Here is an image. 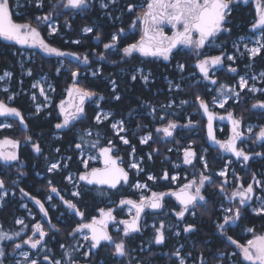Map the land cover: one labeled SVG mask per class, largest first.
Returning <instances> with one entry per match:
<instances>
[{
	"label": "snow or ice",
	"instance_id": "1",
	"mask_svg": "<svg viewBox=\"0 0 264 264\" xmlns=\"http://www.w3.org/2000/svg\"><path fill=\"white\" fill-rule=\"evenodd\" d=\"M30 3L31 0H26ZM117 0H100V7L102 9H108L110 5H114ZM236 0H149L147 3V8L141 16H138L136 20L133 21L132 27H136V21H139L142 27V36L141 39L135 43H130L123 47L122 49L118 47L120 43L121 34L124 33L125 29L120 28L118 32H115L110 37V42L105 43L104 49L111 50L116 49L117 54L122 53V59L127 62V58L133 57L134 53H139L144 57H162L164 60H169L174 48L178 45H183L189 48L194 49L195 55L197 56V62L195 68L198 69V72L201 78L205 81H209L211 84L216 85L218 81L214 78L215 70L223 66V61L227 59L228 61L235 63L236 57L234 55H227L223 49H221L220 55H203L201 49H204L206 46H218L215 44L217 38L222 33H230L231 28L228 26L230 23V16L233 11V5ZM245 3L248 0H244ZM59 4V0H58ZM20 0H16L15 7H21ZM44 6V0H35V7L37 9ZM57 5H53L56 7ZM65 9H73L84 11L87 10L90 5V0H63V3L60 5ZM134 5L128 4V12L134 10ZM255 10H256V19L255 22L251 25L253 30H259L260 36L255 40L254 47H248L247 43H244V48L249 56V58H255L262 51H264V0H255ZM110 15V13H108ZM53 12H49L43 16H36L35 20L39 22H47L48 27L50 28V35L58 33V28L52 23ZM13 3L12 0H0V38L5 41L13 42L18 45H26L29 48H39L48 55H55L58 57H63L66 55H72L77 60H83V63L89 64V57L84 55L83 57L75 53H65L60 49L53 47L41 36L40 31L37 27H34L31 22L18 23L13 18ZM118 19V17H117ZM164 24L171 25L174 29L173 35L171 37L164 34L163 28L161 27ZM82 31L87 33H92V27L85 26ZM97 40H100L101 37L99 34L95 37ZM244 41V38L241 37L240 41L234 43V48L239 51V44ZM75 44H79V40L72 41ZM100 59H105L103 53L98 54ZM203 56V58H200ZM181 71L184 70L185 65H178ZM59 71V69H57ZM228 71L232 73L237 72V68L233 67L231 64L228 65ZM135 73L131 75V80L136 81L138 78L141 79L145 84L149 82L151 73L147 75L143 74V69H136ZM100 74V70L92 72L93 76ZM10 72H4L3 76H0V80H4L5 77H11ZM28 75H31L29 70ZM72 77L75 78L79 76L78 71H73L71 73ZM260 77L264 78V72L260 73ZM251 79L255 81L256 76H252ZM112 85V98L119 101L121 96L117 91V82L115 80L110 81ZM33 88H39L40 94L45 95L44 86L37 81L32 85ZM51 87V85H49ZM175 87V89L180 90L181 86L179 84L172 85L170 82V90ZM238 89V90H237ZM252 92L253 94L257 92H264V89L257 88L255 84H249L248 78L240 76L237 86L229 87L227 85H219L216 89L218 96H214L212 103L220 108H224L230 99L234 97L239 99L242 92L245 90ZM5 92L8 91L7 88L4 89ZM68 96L70 97L67 105L64 101H61L59 106L60 113L63 116V121L55 125L56 129H65L69 128L70 125H73L74 122L85 118V101L91 100L93 97H97V100H104L105 97L101 94H98L94 91L89 90L83 86H79L78 83H74L71 88L68 90ZM14 97L9 96L8 99H13ZM35 99V96L32 97ZM47 99V97H46ZM195 100L198 102V106L203 110V113L207 116V133L208 138L219 145V147L225 151L234 155L237 159H242L244 162L249 161L252 158V154L246 152L244 148L238 146V142L243 143L245 139V132L241 130L242 128V118L235 117L233 112H227L226 116H220L219 119H227L231 123V136L226 141H220L216 139L213 130V121L217 118L215 112L210 110L209 103L202 98L200 95L195 97ZM187 101H181V104H186ZM100 105L97 103V108ZM165 107V106H162ZM166 107H172V102H170ZM253 109L264 110V101H257L252 104ZM40 111V107L37 106L36 112ZM155 113V108L152 109ZM129 117H133V112L128 113ZM0 116L3 117H18L20 124L25 123L24 116L21 111L16 107H11L6 104L3 100H0ZM112 117L111 112H104L102 109L95 115V121L103 123L106 120H110ZM162 120L164 116L160 117ZM125 120L121 119L119 121L111 123V128L115 131L116 135L119 136L120 140L125 145H130L129 139L121 133L127 131L125 127ZM192 125V121L189 120L187 125L188 127ZM12 124H0V128H11ZM139 127V125H137ZM180 127L177 122L173 120H168L167 124L163 127H157L155 131L157 133H163L164 137H172L173 132ZM248 134H253V127L249 126L246 129ZM88 136H91V131L87 132ZM153 139L152 133L148 132L143 137L140 138L141 144H147L150 140ZM25 140L32 142V138L25 137ZM81 142L75 144V148L80 150L82 153L85 148L90 149H99V157L103 159V168H91L88 170V160L82 159V163L86 169L85 172L79 175V180L86 182L88 185H107L110 189H116L118 185L123 183H128L129 173L128 171L121 167L118 163L119 157H114L112 155L115 146L113 142L109 140L106 146L100 145L99 133L96 134V139L94 141H86L83 136L80 137ZM264 141V125L259 126L258 131L254 133V141ZM19 146V141L8 139L7 137L4 140H0V160L4 162L19 161V156L14 151ZM5 147L13 149V151H4ZM33 150L40 154L42 148L38 142L32 143ZM172 149H169L171 151ZM59 152V149H56ZM135 147L132 146V154H135ZM154 151H158L154 149ZM256 156L264 155V153H254ZM97 157H89V159H96ZM148 158L151 159L152 155L149 153ZM69 159H71L69 157ZM197 159V154L191 147L184 149L183 151V163L190 165L193 164V161ZM200 160H204V157H199ZM230 163V162H229ZM178 166V165H177ZM62 167L66 168L67 165H62L58 162H52L48 167V172H58ZM204 167L207 168V161L204 160ZM129 168L136 169L137 172L143 171L140 167V162L133 161L129 164ZM24 173H21L23 175ZM219 176L225 177L224 184L227 183V172L226 170H221L218 173ZM164 179H169L167 171L163 174ZM67 180L72 182V176L69 175L66 177ZM149 180H155L156 177L149 175ZM172 181L178 179L177 176H171ZM255 180V177H253ZM206 182H211V177L200 174L199 179H193L188 183L182 185L178 191L172 192H156L153 191L150 196L142 195L139 201L132 199H121L120 205H129L131 212L132 209L135 210L134 215L130 220H120L119 224L123 225L122 238L119 242L115 241L113 236L108 231L109 222L114 221L115 217L113 215V209L109 208L107 210L100 209V217H93L90 222L79 223L73 232L70 235L75 236L76 234H82L85 241H89V252L84 253L87 257L91 249H97L101 247L102 242L111 244L114 246L113 255L119 257H125L129 255V250L126 246L124 238H131L133 234L139 233L143 230L141 225V215L145 213V209L160 210L164 208V198L165 196H173L176 201L179 203V210H175L174 214L178 222L186 221L187 216L196 215V209L199 208L202 204L207 203L203 189L205 188ZM256 185L264 188V184L260 181H256ZM51 193H56L59 195V190L57 187L52 186L51 181H49ZM4 179H0V190L5 189ZM137 189L147 188V185H141L136 183L134 185ZM221 194H225L226 198L231 202L235 201L238 197L239 206L236 207H227L222 208L224 213L222 219L216 223V229L225 238L233 245L239 249V255L242 256L243 260L248 262V264H264V235H254L253 239L247 240L246 244H241L237 240L233 239L231 236L227 235L229 230L227 226L234 224L237 220L241 218L242 210H246L245 206L251 201L255 194V189L253 184H248L247 187H244L243 184L240 185L239 189L231 192L230 195L226 194L224 185L221 184L218 186ZM22 196L30 197L34 202L39 206L40 212L44 216H48V210L45 208L44 203L34 196H30L23 188L19 189ZM8 191H0V201H3L5 197L8 196ZM15 193L13 192V195ZM79 191H74L73 196H80ZM51 196L48 197L50 201ZM60 199L67 206L68 209L73 210L75 215L81 217V220L84 218V212L80 211L77 207V204L71 200H65L62 196ZM259 206L254 208L253 211L257 215H264V197H258ZM24 207H27L24 205ZM16 223L22 225L23 228H27L24 220L17 219ZM49 223H51L49 221ZM154 229V238L153 242L157 245H162L166 241V225L163 221L159 225H152ZM51 228L59 231L55 224L51 225ZM178 228L177 225L167 226V229ZM21 231L12 233L11 235L0 230V242L4 240H14L15 238L21 237ZM182 231L184 233H193L196 231V225L193 223H185ZM248 232H253L254 229H247ZM87 232V234H85ZM176 236H180L181 232L179 230L174 233ZM38 238H35L37 237ZM49 235V232L45 230L44 226L40 223L32 225V235L28 236L27 239H21L19 243L13 245L14 250H21L23 245H28L30 249L39 250L41 248L46 250V253L43 255V261H47L48 264H64L63 260H54L51 259L47 252L51 250L47 248V243L45 237ZM62 248H65V245H61ZM183 245H180L172 255L177 258L178 264H187L185 255L182 254ZM77 249H73L76 251ZM5 248L0 246V264H4V258L6 257ZM19 255L23 260H16L14 264H41L39 259L33 258L32 253L29 251L21 250ZM188 255H191L190 253ZM236 255V253H233ZM64 256L68 260V264H78L72 258V253L65 250ZM201 264H203V258H201Z\"/></svg>",
	"mask_w": 264,
	"mask_h": 264
},
{
	"label": "trees",
	"instance_id": "2",
	"mask_svg": "<svg viewBox=\"0 0 264 264\" xmlns=\"http://www.w3.org/2000/svg\"><path fill=\"white\" fill-rule=\"evenodd\" d=\"M100 0H94L95 7L92 11L88 13L79 12L76 14L74 11H65L58 4L57 0H44V6L42 8H35V0H31L30 3H26V7L21 9V14L19 16H14L20 22H31L34 25L43 24L48 35V25L47 22H37L35 20L36 16H43L49 12H53V19H58L62 28V32L65 34V37L59 35L53 36L48 43L56 48L60 49L65 53H75L81 55L83 52L84 44H90L89 38H84L81 34V29L84 25L98 23L96 27L95 35H104L103 28L112 29L113 27L110 24V21L107 17L101 16V10L97 8V2ZM13 3V2H12ZM53 5H57L53 7ZM55 8V9H54ZM115 14V11L112 12ZM74 15H76L74 17ZM67 26L70 27V30H67ZM79 40V44H75L72 41ZM69 41V42H67ZM228 41H223L227 43ZM90 47V45H89ZM22 49L15 47L7 43L5 40L0 38V75L5 71L12 73L11 81V90L7 94L6 92L0 89V100L6 102L8 95L13 94L14 100L12 107H16L22 113V115H27L34 112L33 103L30 101V86L32 82L39 77L47 76L51 81H53L59 91H62L63 88L67 85V75L64 73L61 77L55 75V64L54 58L48 54H41L37 52L33 61L26 62L25 56L22 54ZM228 53L230 50L226 48ZM67 61L68 67L71 69V73L78 69L77 60L72 55H66L62 57ZM24 61L25 68L31 70V76L25 77L22 74V70L19 66V61ZM111 62H106V65H109ZM260 63L263 64L264 68V56L258 57L255 60V65L253 66L254 70L259 71L261 67L257 66ZM97 64V63H96ZM262 66V65H261ZM153 67L156 70V65L153 64ZM154 71L155 77L160 76V79L155 80L151 84V89L146 90L138 81L133 83L130 82L129 76L126 78H116V74L112 68H106V73L111 80H117L118 93L121 95L119 101L113 102V92L111 85L103 83L102 81H95L89 83L86 86L89 90L104 95L106 101L103 102L104 107L111 108H120V113H127L131 110L139 111L141 113L146 112L149 107L153 108L156 104L152 103V100L157 98L160 100L164 98L167 102L174 100L176 105L182 106V112H178V116L174 117L175 122L181 124L182 126L187 125L186 121L187 115L192 110H197L198 102L195 100L197 95H200L204 98L209 105L211 104V95L206 88L203 86H192L183 84L185 86L183 91H170L167 92V85L164 84L163 77L166 75L173 80L174 84L179 83L180 73L176 71L175 67L168 66L167 68L158 71ZM242 72H239L241 74ZM72 76V75H71ZM236 80V76L229 78L228 83L232 85ZM22 82V85H19L18 82ZM79 85L82 86L80 82ZM161 90L165 92V95L161 94ZM160 91V92H159ZM157 92L155 96L154 93ZM165 96V97H164ZM211 99V100H210ZM257 99V98H256ZM181 101H187L186 104H181ZM172 108V107H171ZM170 110H173L171 109ZM236 110L241 112L247 122H255L256 117L258 116L257 111H253L251 107V102H247L244 105L235 106ZM172 117V115H170ZM0 118H4L3 116ZM139 124L149 125L154 129L156 122L150 120L149 118L142 117ZM171 120L170 118L167 119ZM198 120V121H197ZM83 124L79 127L84 130H94L95 134L99 133L100 145H107L109 140L117 142V136L111 130L109 123H105L101 126L93 123V116H89L87 120H83ZM129 123L135 125V121L132 119L126 120ZM192 125L184 127L181 132L177 133V136L174 139H166L164 142L153 141L148 145L143 146L140 144L138 136L141 134H133L129 136L130 145L123 146L122 143H118V151L121 154V161L125 168L129 167L130 153L132 151V146L135 147L136 157L144 158V171L136 178L134 175V180L141 182H148L150 185L151 182L148 181L146 176L152 173L154 176L159 179L162 178L165 171L172 174V162L176 161L179 164L182 154H175L174 151L168 152L170 147L177 146L176 142L180 141L181 145H184L188 142L193 141L195 143L194 149L199 152L200 155L203 154L202 147L208 149L206 153L207 160V169H204L203 165L201 166L202 170L206 173L207 176L215 174V172L221 169L224 165V161L218 157L217 152L212 149L207 141L206 134V124L205 119L201 115L195 117L192 116ZM53 122L51 119L43 120L42 117L29 119L26 122V127L23 131L25 135L28 131L32 136V142H26V145L21 149L20 153V162L14 163L10 166L0 160V179L5 181V189L13 191L15 194L8 196L3 200V204L0 206V230L12 234L17 231H21L23 228L22 225H17L16 220L23 218L27 228H24L21 231V237L15 238L14 240H4V248L6 252V257L4 258V264H14L15 259L10 256L8 251H14L13 245L19 243L23 239L22 235H31L32 225L40 223L44 228H48L51 224H55L59 231L51 229V234L47 237L46 243L47 248L50 249V252L47 254L51 259L57 260L63 258L65 261L68 260L64 256L65 250L72 253V258L75 261L81 260L79 254L76 251H73L74 241L76 235H70L73 232V229L80 223V220L72 213L67 210L64 204L60 201L54 199V203L57 204V210L53 211L48 208L46 200L52 194L50 191L49 181H51L52 186H55L59 190V194L65 198L69 199V186L65 181L66 174L68 171H74L76 173H81L83 171V165L79 161L81 151L75 148L76 143H80V137L83 136L86 141H94L95 139L85 137L77 133L75 130L72 133H57L55 135L54 129L52 128ZM137 125V123H136ZM135 125V126H136ZM196 125V127H194ZM134 126V127H135ZM194 132H198L197 135H194ZM16 137H17V132ZM144 133V132H143ZM184 136V139L180 138V135ZM20 135V134H19ZM28 135L24 136L25 137ZM0 140H4V130L0 131ZM33 142H38L42 148V152L37 154L32 147ZM70 148V149H69ZM56 149L60 151L57 152ZM154 149L158 151H154ZM86 152L96 153V149L85 148ZM147 153L152 154V161L147 160ZM71 156L72 161L70 168L60 169L58 172L50 173L48 172V167L52 162L62 161V165H65L66 157ZM164 156H168V160H164ZM261 171H264V160L262 162ZM182 175L189 173V170L186 168H181ZM240 175L242 174L241 171ZM21 173H24L21 175ZM15 175H18L16 177ZM262 180L264 183V173L262 174ZM23 188L30 196H34L44 203L45 208L48 210V219L42 215L37 204L30 197L22 196L19 189ZM3 191V190H0ZM80 197L74 198L78 207L85 213V220H90L92 217L96 216L99 213V210L105 206V201L102 202L103 196H107L112 200H120L122 194L118 192L111 191L106 194H102L97 189H91L88 187H82L80 191ZM224 201L223 198L217 197L216 199L209 198L206 204H202L199 208L196 209V218L188 219L185 223H193L196 225V231L193 233H184L181 228V237L173 236V228L166 230V241L163 245L158 246L153 242L154 238V229H149L142 233H136L127 241V248L129 250V255L123 258L113 255L114 247L110 245H104L97 253L92 255V258L87 261V264H176L177 259L172 253L176 250L177 246L183 242L187 241L185 249L182 252L185 253L191 250L194 253L195 259L199 254H202L206 259L207 264H217L218 262H223V264H230L228 261V255L231 252H235L234 260L240 264H245L240 258L239 251L235 245L231 244L224 235L216 229V223L220 221L221 212L218 210V207ZM26 205V208L23 206ZM33 214L35 218L29 216ZM150 219L156 221L157 226L161 221H164L166 225L173 226L179 223L174 216H167L165 219L161 217H150ZM182 224V223H181ZM228 227L227 235L231 236L233 239L237 240L241 244H246L247 240L251 238V235L246 234L247 228H254L255 232L264 233V215H254L251 213H245L239 221L235 224H230ZM115 241L120 240V236L115 237ZM61 245H65V248H62ZM0 246L1 242H0ZM149 247L148 251L144 249ZM143 249V251H140ZM27 250L32 253V255L39 254L41 256V264H48L47 261H43V255L46 253V250L41 248L35 252L29 247ZM168 253L167 256L165 254ZM225 253L224 258H220L219 254ZM137 258H133V256Z\"/></svg>",
	"mask_w": 264,
	"mask_h": 264
},
{
	"label": "flooded vegetation",
	"instance_id": "3",
	"mask_svg": "<svg viewBox=\"0 0 264 264\" xmlns=\"http://www.w3.org/2000/svg\"><path fill=\"white\" fill-rule=\"evenodd\" d=\"M148 2H149V0H117V2L108 9H102L100 7V1L97 2V8L102 11L101 16L107 17L113 28L110 30V29H107L104 27L103 28L104 35L101 34L100 35L101 39L97 40L95 38L96 35L94 36V34L96 31L95 29L98 26V23H95V25L88 24V25H84L82 27V29H83L85 26H89V27H92V29H93L92 33H87V34H85L81 29L82 36L84 38H89L90 47L88 44H84L83 45L84 46L83 52L81 53L80 56L83 57L84 55H87L89 57V64L83 63L82 59L77 62L78 69L76 71L79 72V76L76 77L75 80L71 76V69H70V67H68L67 61L65 59H63L62 57L55 56V55H49L52 58H54V60H55L54 61L55 68H56L55 69V75L57 77H59V76L61 77L64 73H66L67 78H68L67 85L63 88L62 91H59L58 88L56 87L55 83L53 81H51V83H52L51 87L52 88L49 92L50 102L49 103L40 102L39 104H41V106L44 105V107H43V110L39 111V112H36V110H35L36 108L33 106V108H34L33 113H29L25 116L23 115L24 119H25L24 124H20L18 117L9 116V117L0 118V124H6V123L12 124L11 128H0V131L4 130V139L7 137L8 139L19 141V146L16 149H14V151H16V153L18 154L19 159H20L21 149L26 145V142H25L26 140H24V136L28 135L26 137L30 136L31 138L33 136L29 133V131L25 135H23V131H21L24 129L28 130L27 129L28 127H26V122L29 119H35V118L37 119L40 117H42L43 120L51 119L53 122L52 128L54 129L53 132H55V135L57 133L61 134L64 132L72 133L75 130L79 134L83 133L81 135H84L85 137L88 136L87 135L88 130H84L83 128L81 129L79 127V125L81 126L84 122L83 120H87L89 118V116H93V123L94 124L101 126L105 123H109L110 127H111V123L119 121L121 119H124L126 122L125 127L127 129V131L125 132L124 135L127 138H129V136L133 135V134H141L142 133L141 135H145L148 132L153 133L157 126H160L164 122H166V120H164L165 118L162 120L160 117L166 116V113L168 110V107H166V105H168L169 102L174 103L175 108H173V109H176L177 112H182L181 111L183 109L182 106L176 105L174 100L167 102L164 98H161L160 100L155 98L151 102V104L152 103L156 104L153 107V108H155V113H153V111H152L153 108H151V107H149V109L144 113H141V112L135 111V110H131V112H133V117L130 118L128 115L129 112L120 113V108L116 109V108H111V107H104L103 102H105L106 99L101 100L100 102H97L98 101L97 97H93L91 100L85 101V118H82L81 120L74 122V124L70 125L69 128L56 129L55 125L57 123H61L63 121V116L61 115L60 108H59L61 101H64L65 104L67 105V103L70 100V97H68V91L67 90L69 88H71L74 83H78V85H79L80 82L82 83L83 87L87 88L86 86H88L89 83L93 82V80L102 81L103 83H107L108 85H111L110 78L107 75V73L105 72L106 68H112L114 70V73L116 74L115 79L126 78L129 76L131 83L135 82V81L131 80L132 74H137L139 77V74L135 73L136 69H143L144 75L151 73V76H150L151 79L147 84H145L139 78L136 80L146 90L149 91L151 89V84H153L155 82V80L160 79V76H157V78L155 77V74L153 71V70H155V68L153 67V64L156 65L155 71H158L159 69L163 70L170 65L172 67H175L176 71H178L180 73V77H179L180 82L177 84H179L181 86V88H180V90H177V91H183L184 90L185 86L183 84H187V86L188 85L203 86L204 88H206V91H208L209 94L211 95L210 96L211 99H213L214 96H218L216 89L219 87V85H221V84L229 85V83H228L229 78L234 76V73L228 71V65L231 64L233 67H236L238 73L239 72H242V73L245 72V67L248 66L249 59L246 58L244 53H243L244 57L238 58L237 53H235L234 43H237V40H240L241 37H243L244 41L246 40L247 43H251V41L255 37L260 36L259 30H253L251 27V25L255 22V19H256L255 0H248L247 3H245L244 0H236V2L233 5V11H232L231 16L229 18L230 23L228 26L231 28V32L230 33L225 32V33L220 34V36L217 38V40L215 42V44L218 46L209 45V46H206L204 49H201V52L203 53V55H206V56L207 55H220L221 49H223V51L227 55H235L237 58V61L234 64H233V62L225 59L223 61V66L215 70L214 78L218 81V83L216 85H213L209 81H205L201 78V76L198 72V69L195 68V64H196L198 58L195 55L194 49L183 46V45H178L176 48L173 49L169 60H164L162 57H144V56H141L139 53H134L133 57L127 58V62H125V60H123L121 58L122 53L118 55L116 52V49L105 50L103 45L105 43L110 42L111 35L115 32H118V30L120 28L125 29V31H124V33L121 34L120 43L118 45L119 48L122 49L126 45H128L130 43H135L141 39V36L143 34L142 33V27L143 26L140 24L139 21H136V27L133 28L132 23L134 20H136V18L138 16H141L143 14V12L147 8ZM128 4H132L135 6L134 10L132 12H128V10H127ZM90 5L91 6L87 10H84V11L65 9V8H64V10L70 11V12L74 11V12H76V14L78 12L88 13L89 11H92L93 8L95 7L94 0H90ZM113 11H115V14L112 13ZM108 13H110V15ZM75 16L76 15H74V17ZM117 17H118V19H117ZM13 18L16 22L22 23V22L18 21L17 19H15V17H13ZM54 20H55L56 27L58 28V33L54 34V35H50L49 34L50 32H49L48 35L50 37L45 36L47 31H46L43 24L34 26V27H37V29L41 33V36L45 39L46 42H48L50 39H52L53 36H55V35L65 37V34L62 32V28H61L59 20L58 19H54ZM161 27L163 28L165 35H167L169 37H171L173 35L174 29L171 27V25L164 24ZM67 30L68 31L70 30L69 26H67ZM223 41H228V42L223 43ZM6 42L12 46L21 48L23 51L34 49L35 51H37L41 54H46L45 52H43L39 48H29L26 45H18V44H15L13 42H9V41H6ZM67 42H69V41H67ZM53 47H55V46H53ZM226 48H228L230 50L229 53H228V51H226ZM99 53H103L105 56V59L101 60L99 55H98ZM261 56H264V51H262L258 57H261ZM258 57H256L255 60ZM200 58H203V56H201ZM108 61L111 63L109 65H106V62H108ZM180 64L185 65V68L183 71H181L180 69L177 68L178 65H180ZM257 66L261 67V69L259 70L260 72H264V68H263L262 63H260ZM57 69H59V71H57ZM96 70H100V74L97 76H93L92 72L96 71ZM237 78H238V76H236V80H237ZM162 79L164 81V84H166L165 82H167V80H165V79H170V78L165 75ZM236 80L230 86H233L236 83ZM115 81L117 82V80H115ZM260 85L264 89V78H262V82L260 83ZM79 86H81V85H79ZM168 87L169 86L167 85V92L168 93H170V91H174L173 89L169 90ZM111 88H112V85H111ZM117 91H118V85H117ZM161 94L165 95V92H163L161 90ZM154 95L156 96L157 92H155ZM243 95H246V97ZM8 97H9V95H8ZM256 98L259 101H264V92L259 94ZM251 99H252V97H248L247 92L244 91L241 93L238 101L235 97L233 99L229 100V102L227 103V108L225 110H219V109L214 110L212 108V104H213L212 101H211V104L209 105L210 110L215 112L217 116H226L227 112L230 111V112H233L235 117L242 118L241 130L245 132V139H244L243 143L238 142V146L244 148V150L246 152L252 154V158L249 161L244 162L242 159L236 160L233 156L227 155V152L223 151L219 147V145L216 147H211L212 149H214L217 152V154L219 153L218 157L224 161L223 167L225 166L227 160H231V164H232L231 167L234 171V174L227 172V176H226L227 183L224 184L225 178L218 175V173L220 172L221 169L217 170L215 172V174L210 176L211 182H206L205 188L202 190L203 193L205 194L207 200L209 198V195H210V198H213V199H216L217 197L223 198L224 201H221V203L218 207V210L220 212L222 211L220 208V207H222V205L229 206V207L239 206V204H238L239 198L238 197L236 198L235 201L230 202L226 198L225 194L220 193L218 186L221 184L224 185V188H225L227 195H230L232 191L239 189L241 184H243L244 187H247V185L250 183L253 184L254 189H255V194H254L253 199L251 201H249L250 204L245 207L246 210H242V213H244V214L248 213V212L250 213L251 208L257 204V197L258 196L264 197V188H261V187L256 185V181H260L262 184H264L263 180H262V174L264 171H261V169H260L263 165L262 162L264 160V155H261V156L254 155V153H257V152L264 153V141L253 142L254 141V133L256 131H258L259 128L254 130L253 134H248L246 131L248 122L245 120L242 113H239V111H237L235 108V106L244 105L245 103L249 102V100H251ZM13 100H14V98L11 100L7 98L5 103L12 107ZM114 101H117V100L113 99V102ZM97 103H99V105H100L99 108H97ZM162 106H165V107H162ZM101 109L103 111H106V112H111L112 117L110 120H106L103 123L98 124L95 121L94 117ZM255 110H257V112H258V116L256 117L255 123L258 126L264 125V110H261V109H255ZM197 115H201V117H203V113H202V110L200 108L197 110H193V111L191 110L186 118H189L191 120L192 116L195 117ZM142 117L149 118L150 120H153L154 122H156L154 129H152V127L149 125H141V123L139 124L138 120L140 121L141 120L140 118H142ZM128 119L134 120L135 125L137 123V125H139V127H137V125L132 126L133 123L131 124V123L126 121ZM249 123H251V122H249ZM231 128H232V126L230 124H223L222 125L220 123H216V138H217V140L226 141L232 134ZM15 131L17 132V137H16ZM89 131H91L92 135L88 136V137L96 139L95 131L94 130H89ZM117 138H118L117 142L112 141L113 145L115 146L112 155L114 157L120 158L121 154L118 151V147H119L118 143H121V142H120L119 136H117ZM149 143H147L146 145H148ZM146 145H144V146H146ZM102 146H106V145H102ZM3 150L4 151H13V149L8 148V147H5ZM98 151H99L98 148H97L96 153H89V152H86L84 150L85 154L97 155V159L94 162H88V170H90L91 168H103L104 167L101 163V159L98 155ZM194 151L197 154V159H195L193 161V164H190V165L184 164L183 163V154L181 156L179 164L176 161L172 162L171 166H172L174 171L172 174L167 172L169 179H164L163 176L161 179H159L158 177L154 176L152 173L148 174L147 176L152 175V176L156 177V179L155 180H149L147 177L148 181L151 182L152 185H150L148 182H143L144 185L145 184L147 185V190L142 191V192H137V191L133 190L134 185L138 182V181L134 180L136 175L134 174V172L131 168H129V167L125 168L124 167L123 162L121 161V158L119 160L122 162L121 163L122 167L125 168L129 173L128 183L122 182L118 188L112 190V189H108V188H99L96 186H89L85 182L80 181L79 175L86 171L84 164L81 162L82 159H84V157L81 156V154H82V152H81L80 157H79V161L83 165V171L81 173H76L74 171H68V173L66 174V177L71 175L72 176V182L67 180L65 177V181L67 182V184L69 186V199L68 200H71L74 203H76L74 198H79L80 196H73L72 193L74 191L80 192L82 187L97 189L102 194H106V193H109L111 191H114V192L116 191V192L122 194L123 198H121V199H132L135 201H139V199L142 195L150 196L153 191L166 192V193L172 192V191H178L182 187L183 184L188 183L189 181H191L193 179L198 180L201 173L206 175V173L201 168V166L203 164H202L201 160L199 159V157H203V156L206 157V154L203 153L202 155H200L199 152L196 151L195 149H194ZM207 152H208V150L206 151V153ZM69 157L71 159H69ZM1 161H3V160H1ZM71 161H72V157L67 156L66 161H65V164L67 165V167L65 169L70 168ZM18 162H20V160L8 162V163L4 162V163L7 164V166H10V165H12L14 163H18ZM58 162H60V161H58ZM180 167L184 168V169L186 168L187 170H189V173L182 175V173H181L182 171H181ZM239 171L242 172L241 175H240ZM134 175H135V177H134ZM174 175L178 177V179L176 181H172L170 179L171 176H174ZM15 176L18 177V175H15ZM253 177H255V180L253 179ZM76 182L78 183L77 186L75 185ZM50 196L52 197V199L50 201L46 200V204L48 205L49 209L55 211V210H57V204L54 203L53 198H55L56 200H58V199L53 193ZM60 197H61V195H60ZM121 199L118 201H116V200L114 201V200L108 198L107 196H103V198L101 199L102 202L105 201V206L102 209L107 210L109 208H112L114 210L113 215L115 217V220L109 222V225H108V231L113 236L114 240L116 239L115 237L118 235L122 238V231H118V229L122 230L123 225L119 224L118 221L130 220L135 213L134 209H132L131 212L129 211V209H130L129 205H123V206L120 205ZM65 200H67V199H65ZM58 201H60V200H58ZM60 203L64 204L63 201H60ZM76 204L78 207V203H76ZM53 205L55 206V209L52 208ZM164 205H165L164 208L160 209V210L145 209V213H143L141 215V225H142L143 230L139 233H142V232L147 231L149 229H153V227H152L153 224L157 225L156 221L150 219V217L156 216V217H161L163 219H165V217H167V216L176 217L173 209L178 211L179 210V204L176 202V200L172 196H165ZM65 207L67 208L66 205H65ZM67 210H69L70 213L75 215L73 210H70L68 208H67ZM79 210L82 211L80 208H79ZM42 215L44 216L43 213H42ZM75 216L80 220V223L90 222V220L93 218L92 217L90 220H85V216H84L83 220H81V218H79L77 215H75ZM44 217H45V219H48V216L47 217L44 216ZM94 217L99 218L100 217V211ZM189 218L195 219L196 215H195V217L187 216L186 221ZM186 221L177 223L178 228H173L172 232H173L174 237L176 236L174 234L175 231L181 230V228L183 227L182 225H184L183 223H185ZM145 224H146V226H145ZM167 226L168 225H166V230H167ZM252 229H254V228H252ZM45 230L49 232V235L51 234V229H49V230L45 229ZM262 234L264 235V233H262ZM48 236L45 237V241H46ZM22 237H23V239H27L28 235L24 234V235H22ZM37 237H38V235H37ZM124 239H125L126 246H127V241L129 240V238H124ZM117 242H119V241H117ZM1 245L4 247V241L1 242ZM105 245L113 246L111 244H105ZM103 246L104 245H102L96 252H93L91 249L89 257H87V260H85L83 252L77 253V254H79V258H82L84 260V261L78 260L77 261L78 264H83V263L89 261L92 258V255L97 253ZM21 250H23V251L27 250V248H25V245H23ZM21 250H14V251L12 250L10 252L8 251V253L10 254V256L12 258H14L15 256H17L19 254V252ZM33 250L35 252H37L36 249H33ZM33 257L36 259H39V260L41 258V256L39 254H36ZM120 258H123V257H120ZM57 260H63L65 264H68L67 261H65L63 258H59Z\"/></svg>",
	"mask_w": 264,
	"mask_h": 264
},
{
	"label": "rangeland",
	"instance_id": "4",
	"mask_svg": "<svg viewBox=\"0 0 264 264\" xmlns=\"http://www.w3.org/2000/svg\"><path fill=\"white\" fill-rule=\"evenodd\" d=\"M16 0H14V3H16L15 2ZM57 2H58V0H57ZM63 2V0H59V4H61ZM20 8L21 7H19V8H16L15 6H14V8H13V10L15 9V11L17 12V13H20ZM36 8V7H35ZM55 9V8H54ZM52 23L56 26V24H55V22H54V20H52ZM33 24V23H32ZM33 26H35L34 24H33ZM48 30H49V32H50V28L48 27ZM257 38H259V37H255L252 41H251V43H247L246 42V40L244 41V42H242V43H240L239 44V51H237L236 49H235V53H237V56H238V58H242V57H244V55H243V53L245 54V56H246V58H248L249 59V63H248V66L247 67H245V72L244 73H241V74H239L238 72L237 73H234V76L236 75V76H238V78H237V80H236V83L233 85V86H230V85H227V86H229V87H235V86H237V84H238V81H239V78H240V76H244V77H246V78H248V80H249V84L251 85V84H255V86L257 87V88H262V86L260 85V83L262 82V78L260 77V73H262V72H260V71H256V70H254V68H253V66L255 65V58L256 57H258V56H256L255 58H249V56H248V54H247V52H246V50H245V48H244V43H247L248 44V47L250 48V47H254L255 46V40L257 39ZM240 40H237V42H239ZM22 54L25 56V58L26 59H28V58H30L32 61L34 60V58H35V56L37 55V51H35L34 49H30V50H25V51H22ZM243 55V56H242ZM235 56V55H234ZM236 57V56H235ZM237 61V58H236V60H235V62ZM23 64H24V61H22V60H20L19 61V66H20V69L22 70V74H24V76L25 77H29V75H28V72H29V70H27V68L25 69V66H23ZM178 69H179V67H177ZM177 69V70H178ZM181 72V71H180ZM4 74V73H3ZM3 74H1L0 76H3ZM252 76H256L257 77V79L255 80V81H253L252 79H251V77ZM10 79H11V77H5V79L4 80H0V89L1 90H3L4 91V89L5 88H7V89H9V86H8V83H9V81H10ZM150 79L151 78H149V81H150ZM165 80H167V82H165L169 87H168V89L170 90V82H171V84L174 86V85H176V84H174L173 83V81L171 80V79H165ZM4 81V85H3V82ZM37 81H39L43 86H44V92H45V95H41L40 94V91H39V88H33L32 87V85L34 84V83H36ZM46 82H48V84L46 85ZM19 83V85H22V82L20 81V82H18ZM49 85H50V82H49V80H48V78L47 77H45V76H42V77H39L38 79H36V80H34V82H32V84H31V86H30V89H29V92H30V101H32V103H33V105H34V107L35 108H37V106H39L40 107V111H42L43 110V107H44V105L43 106H41V104H39L40 102H46V103H49L50 102V100H49ZM173 90H177V89H175V87H173L172 88ZM263 89V88H262ZM238 90V89H237ZM9 92V91H8ZM34 92H35V94H34ZM245 92H247V94H248V97H252V99L251 100H249V102H251V107H252V104H254V103H256L257 101H258V99H256V97L259 95V94H261L262 92H257V93H255V94H253L252 92H250V91H248L247 89L245 90ZM9 96H12V94H10ZM33 96H35V99H33L32 97ZM243 96H245L246 97V95H243ZM46 97H47V99H46ZM231 100V99H230ZM101 100H99V101H97V102H100ZM229 102V101H228ZM170 103V102H169ZM168 103V104H169ZM175 105H174V103L172 102V108L171 109H173V108H175L174 107ZM170 108H168V110H167V113H166V116H165V119L164 120H166V122H164L162 125H160V126H157V127H163V126H165L166 124H167V119H171V120H174V117H176V116H178L179 114H178V112L176 111V109H173V110H170ZM212 108L214 109V110H225L226 108H227V104L225 105V107L224 108H220V107H218V106H216V105H214V104H212ZM199 109V108H198ZM36 110V109H35ZM252 110L253 111H257V110H255V109H253L252 108ZM104 112H106V111H104ZM239 113H241V112H239ZM170 115H172V117H170ZM190 119L189 118H186V121L188 122ZM198 121V120H197ZM205 124H206V122H205ZM178 125H180V127H178V129H176L174 132H173V136L172 137H164L163 136V133H157L156 131H154L153 133H152V136H153V139L152 140H150L149 142H153V141H158L159 140V142L161 143V142H164L166 139H174L176 136H177V133L178 132H181L183 129H184V126H182L181 124H179L178 123ZM249 126H251V127H253V130H256V129H258L259 128V126L253 121V122H251V123H249L248 122V124H247V127H249ZM156 127V128H157ZM194 127H196V125L194 126ZM111 128V127H110ZM155 128V129H156ZM186 128V127H185ZM187 129V128H186ZM111 130L114 132V134L116 135V133H115V131L111 128ZM188 130V129H187ZM125 133H121V135H124ZM196 134H198V132H194V135H196ZM144 135H139L138 136V139H139V142H140V138L141 137H143ZM182 137V138H181ZM127 138V137H126ZM180 138L181 139H184V136L181 134L180 135ZM120 139V138H119ZM127 139H129V138H127ZM156 139H158V140H156ZM120 142L122 143V145L123 146H128V145H125V144H123V142L120 140ZM148 142V143H149ZM141 144V143H140ZM176 144H177V146H172V147H170V149H172L171 151H174L175 152V154H178V153H180V154H183V151H184V149L185 148H187V147H189V146H192L193 145V141H191V142H188V143H186L185 145H184V147L181 145V142L180 141H177L176 142ZM141 145H146V144H141ZM204 149V150H203ZM202 150H203V153L204 154H206V151L208 150V149H206V148H204V147H202ZM168 152H170L169 150H168ZM148 155H149V153H147V160L149 161V162H151L152 161V158L151 159H149L148 158ZM152 155V154H151ZM81 156H83L84 157V160H88V162H94L96 159H89V157H97V155H95V154H92V155H89V154H85L84 152L81 154ZM204 157V156H203ZM120 158L122 159V157L120 156ZM133 159L134 160H136L137 162H140V167L144 170V165H143V162H144V158H142V157H136V155L134 154H132V151H131V153H130V159H129V164L133 161ZM164 160H168V156H164V159L162 160V161H164ZM204 160H206V157H204ZM204 160H201V162H202V164H203V167H204ZM207 161V160H206ZM230 162V163H229ZM58 163H60V164H62L63 162L61 161V162H58ZM172 164V163H171ZM232 164H231V160H227L226 161V164H225V166H224V170H226V172H229V173H232V174H234V171H233V169H232ZM228 167V169H226ZM61 169H63V167L61 168ZM204 169H207V168H205L204 167ZM133 170V172H134V174L136 175V177L139 175V174H141L143 171H140V172H137V170L136 169H132ZM264 173V172H263ZM148 176H146V178H147ZM137 183H139V184H141V185H144V183L143 182H137ZM77 182L75 183V185L77 186ZM4 190H6V191H8V189H4ZM3 190V191H4ZM75 190V189H74ZM133 190H135V191H137V192H142V191H146L147 190V188H140V189H137L136 187H134L133 188ZM258 197H262V196H258ZM257 197V198H258ZM259 200L257 199V204L254 206V207H252L251 208V211H250V213L251 214H255V215H257L254 211H253V209L254 208H256V207H258L259 206ZM3 204V201H0V206ZM227 207H229V206H225V205H222V207H220L221 208V210H222V208H227ZM232 207V206H231ZM222 213H221V218L223 217V215H224V213H223V211H221ZM244 215V213H242L241 214V216H243ZM30 217H32L33 218V214H30L29 215ZM239 220H237L236 221V223L238 222ZM17 225H19V224H17ZM50 226H48V228H46V229H50V227H51V223L49 224ZM145 226H146V224H145ZM247 229H250V228H247ZM247 229H246V233L247 234H250L251 235V238L250 239H253V237H254V235H263L262 233H258V232H255L254 231V233L253 232H248L247 231ZM252 229V228H251ZM177 231V230H176ZM32 234V233H31ZM35 238H38V237H35ZM29 246L28 245H25V248H28ZM179 247V246H178ZM88 250H89V246H88V249L87 250H85V252L87 251L88 252ZM24 251H29V250H24ZM238 251H239V249H238ZM30 252V251H29ZM84 252V253H85ZM34 258V257H33ZM195 258V257H194ZM201 255H198L197 256V262L196 263H193V264H201ZM240 258L242 259V261L246 264H248V262H246V261H244L243 260V258H242V256L240 255ZM14 259H15V261L16 260H23V258L18 254L17 256H15L14 257ZM14 261V262H15ZM221 262H219L218 264H220ZM177 264H178V261H177ZM187 264H192V263H189V260L187 261ZM203 264H206L205 262H204V259H203Z\"/></svg>",
	"mask_w": 264,
	"mask_h": 264
},
{
	"label": "water",
	"instance_id": "5",
	"mask_svg": "<svg viewBox=\"0 0 264 264\" xmlns=\"http://www.w3.org/2000/svg\"><path fill=\"white\" fill-rule=\"evenodd\" d=\"M69 97V96H68ZM202 110V109H201ZM202 113H203V110H202ZM0 117H2V116H0ZM203 117L205 118V120H206V122H207V116L203 113ZM219 117L220 116H217V118L216 119H214V121H213V130H214V135L216 136V123H220V124H230L231 125V123L227 120V119H224V120H221V119H219ZM206 132H207V123H206ZM207 139H208V144H209V146L210 147H216V146H218V144H216L215 142H213L212 140H210L209 138H208V133H207ZM217 139V138H216ZM98 155H99V151H98ZM227 155H231V156H233L236 160H238L234 155H232L231 153H229V152H227ZM100 159H101V163H102V165L104 166V164H103V159L100 157ZM118 163L120 164V160L118 161ZM122 167V166H121ZM84 182V181H83ZM86 183V182H85ZM122 183V182H121ZM88 185V184H87ZM89 186H96V187H99V188H108L107 187V185H89ZM119 187V185L117 186V188ZM108 189H110V188H108ZM112 190H114V189H112ZM56 197H57V199L58 200H60V201H62L61 199H60V195H57L56 193H53ZM173 197V196H172ZM174 199H175V197H173ZM176 200V199H175ZM177 203H178V201H176ZM179 204V203H178ZM250 204V202H248V204L247 205H249ZM246 205V206H247ZM38 206V205H37ZM245 206V207H246ZM39 207V206H38ZM79 217V216H78ZM79 218H81V217H79ZM105 244H107L106 242H102V245H105ZM101 245V246H102ZM100 248V247H99ZM99 248H97V249H92V251L93 252H96Z\"/></svg>",
	"mask_w": 264,
	"mask_h": 264
},
{
	"label": "built area",
	"instance_id": "6",
	"mask_svg": "<svg viewBox=\"0 0 264 264\" xmlns=\"http://www.w3.org/2000/svg\"><path fill=\"white\" fill-rule=\"evenodd\" d=\"M20 3H21V5L22 6H24L25 4H26V0H20ZM87 243H88V241H85L84 239H83V235L81 234L80 236H79V238L77 239V241H76V243H75V247H76V249H77V251L78 252H84V250H87L88 249V245H87ZM183 245V248H184V246H185V244H182ZM180 247V246H179ZM178 247V248H179ZM148 249H149V247H146L144 250L145 251H148ZM183 250V249H182ZM140 251H143V249H141ZM191 254V255H188V254ZM192 254H193V252H188V253H186L185 254V257H186V260L188 261V260H191L192 259ZM89 256V255H88ZM87 256V257H88ZM86 257V256H85ZM86 257V258H87ZM135 258H137V256L135 255Z\"/></svg>",
	"mask_w": 264,
	"mask_h": 264
}]
</instances>
